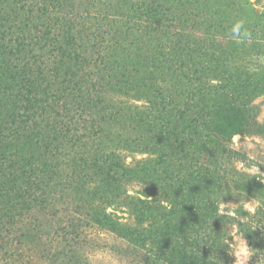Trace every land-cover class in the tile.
<instances>
[{
  "label": "trees",
  "instance_id": "obj_1",
  "mask_svg": "<svg viewBox=\"0 0 264 264\" xmlns=\"http://www.w3.org/2000/svg\"><path fill=\"white\" fill-rule=\"evenodd\" d=\"M254 4L0 0V264H226L223 66Z\"/></svg>",
  "mask_w": 264,
  "mask_h": 264
},
{
  "label": "rangeland",
  "instance_id": "obj_2",
  "mask_svg": "<svg viewBox=\"0 0 264 264\" xmlns=\"http://www.w3.org/2000/svg\"><path fill=\"white\" fill-rule=\"evenodd\" d=\"M250 1L255 3L256 12H244L242 22L250 35L256 38L248 40L240 37L237 42L238 38L233 36L232 42L225 48L233 60L223 66L226 76L230 79L231 74L240 88L236 98L230 95L224 101L220 109L223 120L218 122L221 129L233 132L228 147L234 157L220 158V163H216L217 177L222 178L223 192L217 195V204L218 213L224 216L226 264H236V249L229 245H238L241 239L245 241L249 253L245 264H264V0ZM132 102L143 103L138 99ZM240 106L249 109L253 122L250 127H254L256 132L245 131L249 124L236 111ZM133 156L143 158L150 155L136 153ZM130 159L128 156L127 160ZM240 164H243L242 168ZM256 167L260 169V174L252 172ZM127 188L129 192H141L144 187L132 183ZM221 205L224 214L220 212ZM250 208H255V211H250ZM231 211H235L236 215H229ZM120 241V246L127 245L125 240Z\"/></svg>",
  "mask_w": 264,
  "mask_h": 264
},
{
  "label": "clouds",
  "instance_id": "obj_3",
  "mask_svg": "<svg viewBox=\"0 0 264 264\" xmlns=\"http://www.w3.org/2000/svg\"><path fill=\"white\" fill-rule=\"evenodd\" d=\"M243 29H244V24H243L242 21L236 22L231 27V34L238 38L237 42H239V38L241 37V35H243V37H249L250 36V33L247 30H243ZM242 30H243V33H242ZM239 167L242 168L243 164H240ZM252 172L254 174H257V173L260 174L261 171H260V169L258 167H256V168L252 169ZM262 179H264V176H262ZM249 210L254 212L255 208H250ZM220 212H221V214H224L223 213V205H221V207H220ZM228 214L229 215H233V216L236 215L235 211H231ZM234 238L235 239H239L238 236H235ZM226 242L229 243V241L227 239H226ZM229 246L230 247H234L236 249L235 253H234L235 258H236V264H245V260H246V258L249 255L248 248H247V245H246L245 241L241 239L240 243L238 245L230 244Z\"/></svg>",
  "mask_w": 264,
  "mask_h": 264
}]
</instances>
